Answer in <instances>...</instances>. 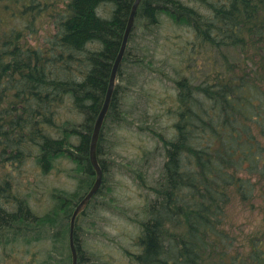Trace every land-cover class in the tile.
Listing matches in <instances>:
<instances>
[{"label": "trees", "instance_id": "1", "mask_svg": "<svg viewBox=\"0 0 264 264\" xmlns=\"http://www.w3.org/2000/svg\"><path fill=\"white\" fill-rule=\"evenodd\" d=\"M134 1L0 0V264H71L70 216L94 178L91 134ZM184 1L141 0L104 121L119 116L127 84L137 87L153 68L168 18L193 28L192 44L252 48V74L238 61L222 76L218 58L198 84L177 82L185 106L166 149L164 200L142 222L132 264H264V201L263 227L241 241L226 215L236 199L256 208L264 196V0H191L208 14ZM44 11L40 34L35 20ZM97 154H105L102 130ZM29 157L44 173L60 157L75 164L76 189H52L42 213L12 177L11 165ZM78 230L75 223L77 264H97Z\"/></svg>", "mask_w": 264, "mask_h": 264}, {"label": "rangeland", "instance_id": "2", "mask_svg": "<svg viewBox=\"0 0 264 264\" xmlns=\"http://www.w3.org/2000/svg\"><path fill=\"white\" fill-rule=\"evenodd\" d=\"M189 1L184 2L204 14L210 12L206 4ZM42 13L35 20L40 34H43V27L48 22L47 12ZM15 24L20 26L22 19L16 18ZM195 39L191 26L165 19L160 28V45L153 68L140 76L137 87L127 84L120 95L119 116L112 115L113 118L111 116L104 121L105 154L98 155L105 166L103 183L92 203L76 219L79 234L85 240L87 249L93 252L97 264H132L130 253L140 250L136 240L141 234L142 222L149 219L153 209L164 200L159 191L162 184H166L163 169L166 149L169 140L176 135L179 110L185 106L179 104V79L186 77L188 84H198L209 72L207 62L218 58L222 76L228 65L234 66L238 61L241 64L237 69L246 67L250 74L246 75L247 78L252 74V48L247 50L246 46L235 44L215 50L206 42L202 46L192 44ZM140 40L138 42L142 43ZM198 68L202 72H192ZM80 117L78 120H81ZM6 166L10 167V164ZM74 167L70 159L60 157L54 161L50 171L44 173L33 157H29L19 167L11 165V171L15 186L22 195L29 194L30 206L42 213L52 203L49 200L52 189L70 192L76 189L77 180L70 176V169ZM262 201L264 196L259 195L254 202L256 208L243 206L238 199L227 207L231 211L226 215L238 231L240 241L244 235H251L263 227ZM179 205L173 203L172 209ZM167 227L174 230L171 224H166Z\"/></svg>", "mask_w": 264, "mask_h": 264}, {"label": "water", "instance_id": "3", "mask_svg": "<svg viewBox=\"0 0 264 264\" xmlns=\"http://www.w3.org/2000/svg\"><path fill=\"white\" fill-rule=\"evenodd\" d=\"M140 1L141 0H135L134 3L132 4L129 17L127 20V25L125 27L124 35H123L122 42L120 45V49L116 55V58L111 68V73L109 77V82H108V87H107L106 95L104 98V102H103V105L94 123L93 132H92V136L90 140L89 160L95 172V180L91 188L89 189V191L86 193V195L76 203L72 211L71 217H70L69 248L71 252V264L78 263V252H77V249L74 243V226H75L76 217L81 211L84 210V208L87 206L92 196L100 188L102 181H103V169L97 157L98 139H99L102 125H103V121L109 109V104H110V101H111V98L114 92V87L116 84L117 71L120 67V64L122 62V59L126 51V47H127L128 40H129L131 31H132V27L135 22V16H136Z\"/></svg>", "mask_w": 264, "mask_h": 264}, {"label": "bare ground", "instance_id": "4", "mask_svg": "<svg viewBox=\"0 0 264 264\" xmlns=\"http://www.w3.org/2000/svg\"><path fill=\"white\" fill-rule=\"evenodd\" d=\"M141 2V1H140ZM134 26V25H133ZM133 28V27H132ZM106 198H108V197H106ZM104 201V200H103ZM102 207V206H101ZM92 209V208H91ZM87 212H88V210H87ZM83 219H85V218H83ZM85 221V220H84ZM84 225V224H83ZM88 227V226H87ZM131 246V245H130ZM39 248V247H38Z\"/></svg>", "mask_w": 264, "mask_h": 264}]
</instances>
